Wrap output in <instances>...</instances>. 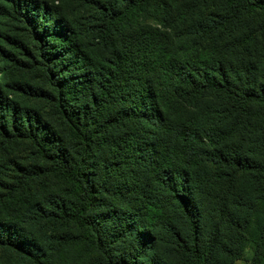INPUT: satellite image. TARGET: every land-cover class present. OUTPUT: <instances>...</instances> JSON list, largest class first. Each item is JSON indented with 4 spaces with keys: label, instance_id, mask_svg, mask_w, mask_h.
I'll list each match as a JSON object with an SVG mask.
<instances>
[{
    "label": "trees",
    "instance_id": "16d2710c",
    "mask_svg": "<svg viewBox=\"0 0 264 264\" xmlns=\"http://www.w3.org/2000/svg\"><path fill=\"white\" fill-rule=\"evenodd\" d=\"M0 0V264H264V0Z\"/></svg>",
    "mask_w": 264,
    "mask_h": 264
},
{
    "label": "rangeland",
    "instance_id": "374dc122",
    "mask_svg": "<svg viewBox=\"0 0 264 264\" xmlns=\"http://www.w3.org/2000/svg\"><path fill=\"white\" fill-rule=\"evenodd\" d=\"M51 1V0H47ZM189 2V0H185ZM70 6L74 9L84 20L86 21H96L94 16V11L91 6L85 4V0H69ZM253 255V249L248 247L244 256L237 260L235 264H250V259Z\"/></svg>",
    "mask_w": 264,
    "mask_h": 264
}]
</instances>
